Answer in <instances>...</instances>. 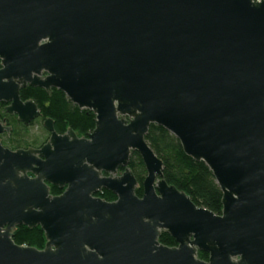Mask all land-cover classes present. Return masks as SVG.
I'll return each instance as SVG.
<instances>
[{
  "label": "water",
  "instance_id": "obj_1",
  "mask_svg": "<svg viewBox=\"0 0 264 264\" xmlns=\"http://www.w3.org/2000/svg\"><path fill=\"white\" fill-rule=\"evenodd\" d=\"M0 60L20 121L40 115L28 84L96 115L84 137L48 118L40 148L0 140V264H264V0H0ZM152 124L208 165L220 214L167 182ZM20 225L41 226L45 247L17 244Z\"/></svg>",
  "mask_w": 264,
  "mask_h": 264
},
{
  "label": "trees",
  "instance_id": "obj_2",
  "mask_svg": "<svg viewBox=\"0 0 264 264\" xmlns=\"http://www.w3.org/2000/svg\"><path fill=\"white\" fill-rule=\"evenodd\" d=\"M21 95L23 99H34L41 109L43 119H53L55 129L58 132L72 128L78 136L82 137L86 136L96 126L95 113L90 109H82L69 102L65 93L60 89L53 88L52 94H49L44 88L28 86L21 90ZM146 140L163 161L164 176L169 184L185 191L198 206L208 208L218 214L221 213L223 193L213 172L204 161H197L188 156L179 139L158 124L150 126ZM14 142L22 144L28 143L30 140L27 134L22 135L19 132ZM129 166L138 180L136 193L142 196L143 181L147 176V170L139 152H132ZM50 191L54 195L61 193L57 186H51ZM96 195L107 201L117 199V196L108 189H103ZM13 240L17 244L38 249H43L47 242L41 226L30 228L26 225H20L14 230ZM159 240L168 246L177 245L174 237L166 231L161 233ZM198 257L202 260H208L209 254L198 251Z\"/></svg>",
  "mask_w": 264,
  "mask_h": 264
},
{
  "label": "flooded vegetation",
  "instance_id": "obj_3",
  "mask_svg": "<svg viewBox=\"0 0 264 264\" xmlns=\"http://www.w3.org/2000/svg\"><path fill=\"white\" fill-rule=\"evenodd\" d=\"M0 67H1V60H0ZM28 86H31V85L28 84L27 86L22 87L21 90L23 88L28 87ZM21 90H20L21 99L23 101L29 100V99H23L22 98ZM10 104H11V102L0 101V121L5 126H8V127L11 128L10 131H4V132L0 133V140L3 143V145L5 147H8V148L12 149V150H17L19 148L27 149V148H30V147H34V148H40V147H42L49 140V138H50V132L45 127V120L48 119V118L43 119L42 113H41V109H40L39 105L37 104L38 105V108L40 110V115L37 118H35L32 121H30L28 124H26L24 121H20L19 120V117H18V115L16 113H11V112H9L7 110V107ZM37 122L40 123V124H42L43 128L47 131V138L42 143L36 144V143H33V142L30 141L28 143L16 144L14 142V140L18 136V133L19 132L22 135L26 134V132H28L30 130V127L33 124L37 123ZM54 127H55V124H54ZM68 129L66 131H64V132H58L57 130L56 131L59 134H64V133H66L68 131ZM82 137H84V136H82ZM123 170H124L123 168H120L119 169V174H121L123 172ZM30 175L32 176L31 173H30ZM51 186H54V185H51L50 184V187ZM58 188H60V187H58ZM60 190H61V193L64 191V189H62V188H60ZM61 193H59V194H61ZM59 194H56V195H59Z\"/></svg>",
  "mask_w": 264,
  "mask_h": 264
},
{
  "label": "rangeland",
  "instance_id": "obj_4",
  "mask_svg": "<svg viewBox=\"0 0 264 264\" xmlns=\"http://www.w3.org/2000/svg\"><path fill=\"white\" fill-rule=\"evenodd\" d=\"M28 139L36 144L42 143L47 138V131L43 128L42 124L35 123L26 132Z\"/></svg>",
  "mask_w": 264,
  "mask_h": 264
}]
</instances>
